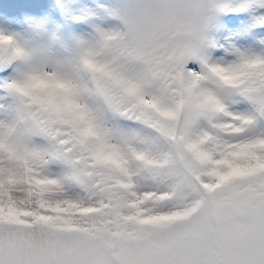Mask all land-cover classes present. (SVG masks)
<instances>
[{
	"label": "snow or ice",
	"instance_id": "obj_1",
	"mask_svg": "<svg viewBox=\"0 0 264 264\" xmlns=\"http://www.w3.org/2000/svg\"><path fill=\"white\" fill-rule=\"evenodd\" d=\"M51 7L63 57L0 39V264H264V0Z\"/></svg>",
	"mask_w": 264,
	"mask_h": 264
},
{
	"label": "rangeland",
	"instance_id": "obj_2",
	"mask_svg": "<svg viewBox=\"0 0 264 264\" xmlns=\"http://www.w3.org/2000/svg\"><path fill=\"white\" fill-rule=\"evenodd\" d=\"M11 1L0 0V32L6 35H22V29L28 18L39 19L47 17L52 20L54 12L58 15V12L51 7L57 3V0H33L43 5L37 6L35 9L31 7L26 10L22 17L10 10Z\"/></svg>",
	"mask_w": 264,
	"mask_h": 264
},
{
	"label": "clouds",
	"instance_id": "obj_3",
	"mask_svg": "<svg viewBox=\"0 0 264 264\" xmlns=\"http://www.w3.org/2000/svg\"><path fill=\"white\" fill-rule=\"evenodd\" d=\"M37 24H43L51 30L50 20L47 17L44 18H28L25 21V25L22 29V35L27 39L32 41L31 46L28 50H24L21 53V57L32 56L34 58L41 57H51V58H60L63 57L66 53L62 47L57 44H50L47 39L43 36V34L33 35V27ZM7 35L4 34L6 38ZM11 45H15V40L9 41Z\"/></svg>",
	"mask_w": 264,
	"mask_h": 264
}]
</instances>
